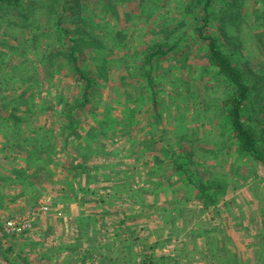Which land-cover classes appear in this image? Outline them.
Masks as SVG:
<instances>
[{"label":"rangeland","instance_id":"374dc122","mask_svg":"<svg viewBox=\"0 0 264 264\" xmlns=\"http://www.w3.org/2000/svg\"><path fill=\"white\" fill-rule=\"evenodd\" d=\"M150 1L153 3L149 2L147 9L139 11L137 0H82L85 29L95 33L102 24L106 27L99 32L104 45L102 52L88 51L80 61L93 72L95 81L89 103L80 110L76 106L81 85L74 81L72 71L65 65L56 69L53 65H60L58 60H54L53 65L40 64L36 43H22L20 34L14 33L19 35L15 43L12 38L5 37L6 29H0V41L4 40L0 45V55L4 53L0 57V227L6 219L38 212L40 206L47 207L46 213L34 217L29 229L0 239V264H7L4 257L14 264H118L113 259L109 261L114 256L111 251L115 247L100 253L103 248L98 245L95 249L98 257L92 262L86 258V253H90L86 243L76 245L73 242L72 234L80 232L81 227L79 220V225L77 223L80 205L85 207L95 203L102 206L108 199L112 201L114 194L119 195L115 197L124 200V208L132 219V212L136 209L141 211L143 224L151 225L150 205L178 204L177 200L183 198L193 201L197 195L190 182L197 178L205 184L213 180L223 184L221 193L228 191L233 195L234 199L228 203L236 210L237 216L239 214L241 225L247 224L243 222L247 213L240 211L244 207L245 195H253L260 215L248 224L259 228L256 233L261 234L263 242L264 163L238 155L235 145L231 144L220 109V100L226 91L200 58L199 45L184 44L189 54L185 62H180L182 54L178 53L154 64L151 90L146 87L144 68H136L142 50L162 35L160 25L172 26L174 20L180 18L178 7L181 0ZM74 25L71 24L70 28L73 29ZM242 35L240 51L232 58L238 65L246 61L251 68L257 69L262 61L260 54L251 37L245 34V27ZM24 36L30 38L26 32ZM42 39L40 51L47 48L46 38ZM8 44L18 45L23 52L22 59L10 53ZM102 54L106 55L105 60L101 59ZM17 59L27 66L24 76L28 79L25 82L11 78L16 71L10 68L19 62ZM23 90L26 97L33 96L29 100L34 106L32 110H41V113L34 112L30 119L25 115L39 134L24 131L25 123L16 125L13 118H5L12 108L7 96ZM5 103L8 104L3 107ZM68 105L72 111L66 113ZM15 111V114H21L24 109ZM76 112L78 137L66 129L61 134V124L67 122L68 114L75 115ZM93 125L98 131L87 133ZM39 126L41 130L37 129ZM35 135H38L37 143L51 147L55 154H37L47 161L39 167L29 161L35 154L22 147L24 138L35 144ZM97 136L100 140L94 142ZM63 138L66 139L62 142ZM260 142L264 153V136ZM188 152L192 155V164L187 177L181 171L171 170L169 161L172 155L177 162H183L180 158ZM70 155L75 158L73 164L81 167L82 173L75 179L69 167ZM89 170L92 176L101 177L96 194L88 188ZM29 180H32L27 189L30 191L28 196H23L19 186L22 183L27 186ZM35 183L41 189L36 191ZM57 189L61 192L59 195H56ZM70 190L75 192L74 197ZM214 190L219 189L207 191ZM111 213L99 209L94 214L103 226V223L112 222ZM82 219L86 222V217ZM99 229L96 232L99 236L108 233L104 228ZM132 232L124 235L130 239L135 232L146 240L152 236L150 229L144 226H137ZM164 233L163 230L159 234ZM113 235L115 237L116 232ZM261 241L255 239L258 245L255 257L251 253L247 257L251 264H264V243ZM70 251L84 253H81L82 257H67ZM118 254L122 256L124 251Z\"/></svg>","mask_w":264,"mask_h":264},{"label":"trees","instance_id":"16d2710c","mask_svg":"<svg viewBox=\"0 0 264 264\" xmlns=\"http://www.w3.org/2000/svg\"><path fill=\"white\" fill-rule=\"evenodd\" d=\"M149 2L152 1L137 0L139 11L147 9ZM181 2L178 7L180 18L174 20L172 26L160 25L162 35L142 50L138 57L139 64L135 67L139 70L144 68L146 87L151 90L153 89L151 72L154 64L176 56L178 53L182 54L180 62H185L189 54L187 50L185 51L184 44L197 43L198 50L201 52L200 58L206 62L216 81H219L226 91L225 97L220 100V109L231 144L235 145L238 155L263 164L264 153L260 148V141L264 136V0H181ZM104 19L107 22L106 18ZM84 22L82 0H0V29H6L5 37L12 38L16 43L19 35L14 33H17L20 34L22 43L34 45L36 43L38 46H35V49L39 50L36 56L40 64L46 62L53 65V61L58 60L61 62L60 65H53L56 69L61 68V65L67 66L72 71L74 81L81 85L76 106L79 110L89 103L91 88L95 83L93 72L81 65L80 61L85 58L86 52L103 49L104 45L99 32L104 31L106 27V24H102L99 32L93 33L85 29ZM73 23L75 25L72 29L70 25ZM243 27H245V34L251 37L260 54L262 61L257 69L251 68L246 61L238 65L232 58L240 51L243 43ZM25 32L30 38H25ZM43 37L46 38L47 48L40 51L39 44L44 41ZM2 43L4 40L0 41V45ZM17 47V44H13L8 47V50L15 57L22 59L23 52ZM1 55L3 56L4 53ZM105 56L102 54L101 59L105 60ZM10 69L16 71L13 73L14 76H11L12 79L17 78L21 82L28 79L24 76L27 71L25 62L19 60ZM48 71L51 73L50 70ZM31 97L33 96L26 97L24 90L7 96V102L12 104V108L5 118H13V123L16 125L25 123L24 131L39 134L28 121L34 112L41 113V110H32L34 106L29 103ZM8 103L2 106L5 107ZM21 108L24 112L15 114V110H21ZM69 111H72V107L68 105L66 113ZM71 114L66 115L67 122L61 124L59 131L63 134L66 129L69 134L72 133L78 137L79 132L75 126L78 121L75 118L77 112L75 115ZM25 115L29 118L27 119ZM37 129L41 130L42 127L39 126ZM96 131L98 130L93 125L87 133ZM37 136L33 137L36 142L33 145L31 141L28 142V138H24L22 140L24 145H20V148L22 146L23 149L30 150V154H35L29 161L39 167L47 161L36 155L43 156L47 155L46 153L54 154V152L50 149L51 147L46 145L42 147L40 142L37 143ZM65 139L63 138L62 142ZM75 157L77 158L78 155ZM171 157L169 161L172 163L171 170L181 171L188 177L189 165L192 164L191 153L188 152L180 158L183 162H177L172 155ZM74 160V157L68 156L71 171L76 170L78 174L82 173L80 165L73 164ZM192 173L190 172L191 175ZM186 181L188 182L189 178H186ZM190 184L196 191V197L204 202L212 201V195L207 191L208 189L223 187V184L214 180L205 184L199 178L191 180ZM84 221L82 219L83 228L86 231L87 220ZM3 260L7 264H14L7 257ZM146 260L144 257L142 264H147Z\"/></svg>","mask_w":264,"mask_h":264},{"label":"crops","instance_id":"0c3cea01","mask_svg":"<svg viewBox=\"0 0 264 264\" xmlns=\"http://www.w3.org/2000/svg\"><path fill=\"white\" fill-rule=\"evenodd\" d=\"M99 140L100 137L97 136L94 142ZM135 170H137L136 167ZM91 171L87 172V175H89L87 176L88 184L90 183L88 188L96 194V189L100 188L98 184L101 177L100 175L92 176L90 174ZM73 172V178L75 179V176H79V172L76 170ZM94 172H97V169ZM30 181L32 180H29V184H26L27 186H25V183L19 186V191L23 196H28L27 194L30 191L27 190L29 188L28 185L32 184ZM35 184L36 191L41 189V186L37 183ZM83 187L87 188L86 185ZM217 189L219 190L209 192L212 195V201L204 202L194 196L195 198H192L193 201L183 198L182 200H177L178 204L173 202H167L165 206L151 204L150 214L153 216L151 225L143 224L144 220H142L141 211L137 212L136 209L132 212L134 215L132 219L131 214L124 208V200L115 197L119 195L114 194L112 201L108 199V202H104L102 206L93 203L85 206V208L80 205L77 219V223L78 220L79 223L81 222V227L79 226L80 232L73 233L74 237L72 236V240L76 245L83 244V242L86 243L87 250H90V253H86L88 254L86 258L87 260L91 259L92 262L98 257L95 249L99 245L103 248L99 251L100 253L101 251L107 252V250L109 251L115 247L114 251H111L114 252V256H111L109 261L113 259L118 264H142L144 257L147 259V264H251L247 257L250 256V253L253 258L255 257L254 252L258 248L255 239L260 242L261 234L256 233L259 228L255 229L248 222H254L256 217L260 215L259 210L257 211L256 209L258 203L253 195L249 193L245 195L244 209L240 208V211L247 213L243 221L247 222V224L241 225L239 214L237 216L236 210L231 209L228 203L234 199L233 195L226 190L222 194L221 190L224 187ZM56 192V195L61 193L60 190ZM70 194L73 197L75 196V192L72 190H70ZM97 195L103 199L102 194L98 193ZM220 195L224 196L221 198L219 197ZM173 201H176V199ZM99 209H102L104 213L106 211L112 212L111 223L105 222L106 224L103 223V226L100 224L99 217L94 214ZM84 217L87 220L86 231L82 222ZM137 226H144L150 229V232H152L150 240L142 238L135 232L133 238L130 239L124 235L126 232L131 234ZM100 227L104 228L108 233L101 236L97 235L96 232L100 230ZM163 230L166 234H159ZM114 232H116L115 237L113 235ZM140 237L141 240H139ZM251 238L254 242H251L253 241ZM107 242H110V246L106 245ZM261 243H264V239ZM120 251H124V255L121 256L120 254L119 256L118 252ZM81 253L84 252L79 254L77 252L76 254L70 251L66 256L74 257L78 255L82 257Z\"/></svg>","mask_w":264,"mask_h":264},{"label":"built area","instance_id":"2783aa9c","mask_svg":"<svg viewBox=\"0 0 264 264\" xmlns=\"http://www.w3.org/2000/svg\"><path fill=\"white\" fill-rule=\"evenodd\" d=\"M47 211L46 206H40L38 212H31L26 216H14L6 219L0 227V239L5 235L21 233L30 228L31 222L37 214H44Z\"/></svg>","mask_w":264,"mask_h":264}]
</instances>
